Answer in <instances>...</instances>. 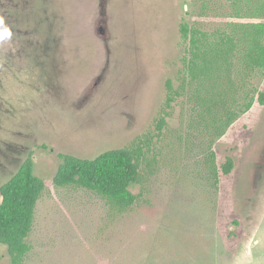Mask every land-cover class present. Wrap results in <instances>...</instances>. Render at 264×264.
<instances>
[{
  "label": "rangeland",
  "instance_id": "374dc122",
  "mask_svg": "<svg viewBox=\"0 0 264 264\" xmlns=\"http://www.w3.org/2000/svg\"><path fill=\"white\" fill-rule=\"evenodd\" d=\"M234 7L231 0H0V187L30 155L46 183L24 264H264V106L221 131L210 124L218 110L199 103L206 93L191 69L195 30L204 42L203 34L220 40L234 34L235 22L254 20L244 5ZM242 56L235 47L231 82L226 76L219 89L235 110L253 89L264 90L258 75L243 84ZM123 147L141 156L132 207L120 211L92 190L54 183L61 154L94 158ZM210 151L234 161L227 186L213 177ZM222 220L241 229L234 245ZM0 264H11L4 244Z\"/></svg>",
  "mask_w": 264,
  "mask_h": 264
},
{
  "label": "trees",
  "instance_id": "16d2710c",
  "mask_svg": "<svg viewBox=\"0 0 264 264\" xmlns=\"http://www.w3.org/2000/svg\"><path fill=\"white\" fill-rule=\"evenodd\" d=\"M231 3L235 7L244 5L249 18L254 20L240 24L235 22L234 34L220 33V40L208 39V35L203 34V39L206 40L204 42L197 37L199 29L195 30L191 37V41L196 43L199 49L191 69L197 79V85L206 93V97H202L199 103L206 107L208 112L218 110V113L211 117L210 124L221 128V131L231 125L239 113L256 105L264 106V90L255 88L249 97L246 95L241 110H235L233 103L219 93V89L225 85L226 76L228 83L231 82L228 76V61L237 46L241 45L242 59L247 69L243 84L246 83L245 77L249 73L264 78V0H231ZM191 29L186 23L182 24L181 30L185 39L189 38ZM167 87L170 92L169 99L172 100L174 89L171 80L167 81ZM233 101L237 100L234 98ZM60 156L62 162L54 177L57 186L77 185L87 188L105 198L120 211L132 207L137 202L138 196L130 187L140 180L139 150L130 147L113 148L94 158H83L69 153ZM207 161L214 179L227 186L232 177L233 159L228 158L226 162H220L216 160L215 153L210 151ZM45 188L44 179L35 174V162L31 155L0 187V244L7 246L11 264H24L31 249L27 238L32 230L37 203ZM232 221L239 224L236 218ZM220 229L232 245L241 235L239 226L230 229L223 220Z\"/></svg>",
  "mask_w": 264,
  "mask_h": 264
},
{
  "label": "snow or ice",
  "instance_id": "6c2138e0",
  "mask_svg": "<svg viewBox=\"0 0 264 264\" xmlns=\"http://www.w3.org/2000/svg\"><path fill=\"white\" fill-rule=\"evenodd\" d=\"M4 35H7V33H4Z\"/></svg>",
  "mask_w": 264,
  "mask_h": 264
},
{
  "label": "clouds",
  "instance_id": "9594fccd",
  "mask_svg": "<svg viewBox=\"0 0 264 264\" xmlns=\"http://www.w3.org/2000/svg\"><path fill=\"white\" fill-rule=\"evenodd\" d=\"M9 35H10V33H9Z\"/></svg>",
  "mask_w": 264,
  "mask_h": 264
}]
</instances>
